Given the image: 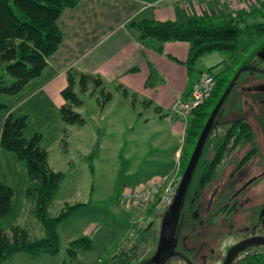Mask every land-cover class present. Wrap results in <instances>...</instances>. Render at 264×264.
<instances>
[{
  "label": "trees",
  "instance_id": "1",
  "mask_svg": "<svg viewBox=\"0 0 264 264\" xmlns=\"http://www.w3.org/2000/svg\"><path fill=\"white\" fill-rule=\"evenodd\" d=\"M83 1L86 0H0V97L18 95L31 81L43 74L49 66L50 58L60 50L64 41L59 19L66 9H76ZM262 13L264 6L261 11L253 12V15ZM251 15L252 13H242L238 18L242 20ZM239 19L228 15L219 18L193 17L184 22L142 19L132 23L142 42L155 39L162 44L185 42L191 45L189 59L185 63L190 76L186 97L202 73L198 70L202 58L215 53L228 57L225 62L207 70L216 76L217 88L210 101L195 110L187 124V147L182 152L185 171L213 110L236 76L245 69L264 71V60L261 59L264 56V44L255 49L247 59L241 58L246 46V36L251 33L263 35L264 23L241 28ZM223 66H226L224 71L215 73ZM67 76L68 87L62 92L65 101L61 108L62 119L68 126H83L86 120L77 111L84 106L81 95L88 94L90 90L94 94L95 90H99L103 98L101 108L108 105L112 95L106 90L105 81L100 75L71 69ZM4 108L0 103V112ZM28 126V116L10 115L4 123L0 145L3 150L14 153L26 164L30 180L26 192V213L29 219L33 217L41 225L44 236L33 238L28 228L21 225L13 226L9 232L0 228V264H5L20 254L34 259L44 254L57 256L63 248L60 227L90 206L86 203H66L57 216L51 214L66 175L51 167L50 153L41 147V134H36L31 139L25 137ZM253 138V128L245 120L230 124H219L216 120L196 167L189 193L203 190L211 184L224 160L240 145L251 142ZM63 142L66 143V140ZM14 197V189L0 182V225L12 215ZM150 226L146 231L138 232L132 249H124L117 254L115 259H119V262L115 264H133L134 252L142 247L139 240H146ZM94 247L92 239L82 237L70 243L68 252L75 258L77 250L91 251Z\"/></svg>",
  "mask_w": 264,
  "mask_h": 264
},
{
  "label": "rangeland",
  "instance_id": "2",
  "mask_svg": "<svg viewBox=\"0 0 264 264\" xmlns=\"http://www.w3.org/2000/svg\"><path fill=\"white\" fill-rule=\"evenodd\" d=\"M238 17L235 19H239ZM261 23H264V13L253 15L252 12L251 17L238 20L241 28ZM245 42L241 57L243 60L264 44V34L256 36L251 33L246 36ZM261 59L264 60V56H261ZM262 65L264 67V64ZM225 67H221L219 73L224 71ZM92 91L81 95L84 106L77 109L86 120L83 126L66 125L63 123L61 112L52 106L49 107V118L46 120L35 107L31 120L32 130L38 128L43 132L41 134L45 138L43 146L51 153L52 168L66 175L63 191L55 200L51 214L57 216L66 203H86L90 206L60 227L63 244L60 254L57 256L44 254L35 259L20 254L5 264H114L117 254L124 249L129 250L133 242L132 236L138 226L153 218L157 201L144 209L123 202L121 196L126 189H136L147 183L148 181L142 183L136 181L140 176L153 172L154 164L163 157L162 154L172 152L171 148L175 146L177 140H171L168 129L158 122L145 123L139 120L138 112H131L128 106L120 105L118 98H115L113 107L102 119L103 98L99 90H95L94 94H91ZM32 106L34 103H31L28 109ZM54 117H59L63 124L60 130L62 135L67 134L66 138L65 135L62 136L61 144L53 140L54 132L51 130L53 128L49 127L50 123L54 124L52 123ZM237 120H245L252 126L254 138L224 160L216 180L207 190L211 191L218 186L223 191L230 190L232 186H243L250 179L258 177L260 178L258 186L252 189L255 201V197L262 192L256 190L258 188L264 190V71L243 70L217 118L219 124H230ZM63 140H66V143ZM182 147L183 149L187 147L185 138L182 140ZM249 153L253 154L251 159L237 171L239 161ZM9 154L25 168V163H21L14 153ZM2 169L0 166V172ZM184 171L181 157L176 164L175 174L183 177ZM235 171L237 174L232 178ZM253 206L255 207V202ZM244 217L238 216L235 225L237 229L247 223L248 220ZM163 219L164 217L158 216L151 220V229L146 240H139L141 249L144 248L148 252L147 257L156 250L163 230ZM31 221L33 222L23 227L28 228L33 238L43 237L41 225L33 217ZM229 232L230 228L226 225L224 235ZM82 237L92 239L95 247L91 251L79 249L77 257L73 258L68 252L70 243ZM212 253L206 256L208 260L216 259V254L214 253V256Z\"/></svg>",
  "mask_w": 264,
  "mask_h": 264
},
{
  "label": "crops",
  "instance_id": "3",
  "mask_svg": "<svg viewBox=\"0 0 264 264\" xmlns=\"http://www.w3.org/2000/svg\"><path fill=\"white\" fill-rule=\"evenodd\" d=\"M244 1L247 0L235 2L242 4ZM218 4V0H86L76 9H66L58 22L64 41L60 50L50 58L49 66L18 95L0 97V103L5 106L0 112V140L4 123L10 115L28 116L29 126L24 133L27 139L43 134L41 129L32 130V112L36 107L45 120L49 118L50 106L61 112L65 103L62 92L68 87L67 74L75 69L104 79L112 100L101 109L102 119L118 98L120 105L128 106L131 112H138L139 120L158 122L168 129L171 140H177L172 152L162 154L163 157L157 160L153 172L140 176L136 182L174 174L182 157V140L187 125L172 117V108L189 91L190 76L185 63L189 59L191 45L185 42L162 44L155 39L142 42L132 23L142 19L184 22L193 17L219 18L227 15L219 12ZM226 60L227 57L219 53L205 56L200 60L198 70L207 71ZM31 103L34 106L28 109ZM53 119L54 124L49 125L53 128V140L61 144L65 135L60 132L63 124L59 117ZM44 139L42 136L41 147L49 152L43 146ZM9 153L0 145V166L3 167L0 182L15 191L13 213L0 225L6 232L13 226H26L33 222L28 218L25 207L30 184L27 167L19 165Z\"/></svg>",
  "mask_w": 264,
  "mask_h": 264
},
{
  "label": "flooded vegetation",
  "instance_id": "4",
  "mask_svg": "<svg viewBox=\"0 0 264 264\" xmlns=\"http://www.w3.org/2000/svg\"><path fill=\"white\" fill-rule=\"evenodd\" d=\"M252 155L249 153L239 161L237 171L249 162ZM237 171L232 174V178ZM259 179L252 178L243 186H232L230 190L224 191L219 186L208 191L210 184L200 191L189 193L188 189L174 225L171 248L165 251L159 260L154 261L159 250L160 236L156 250L151 256L147 257L148 252L140 247L134 252L133 264H225L232 249L252 239H264V190H256L262 192L255 197V201L252 190L258 186ZM239 215H244L248 221L242 228L237 229L235 225ZM226 225L229 226L230 232L224 235ZM138 234L137 232L134 235L129 250ZM211 252L217 256L215 260L207 259L206 256ZM116 262H119V259L115 260L114 264ZM232 264H264V245L245 247L235 256Z\"/></svg>",
  "mask_w": 264,
  "mask_h": 264
},
{
  "label": "built area",
  "instance_id": "5",
  "mask_svg": "<svg viewBox=\"0 0 264 264\" xmlns=\"http://www.w3.org/2000/svg\"><path fill=\"white\" fill-rule=\"evenodd\" d=\"M218 1L219 12L226 13L234 18H237L241 12L250 14L254 11L261 10L264 6V0H247L242 2V4H237V2H235L236 0ZM217 83L214 74L208 71L202 72L189 96L180 98L176 101L172 108V117L184 121L187 125L194 111L210 101L217 88ZM181 181L182 177L174 173L152 179L136 189H126L124 191L121 196L122 201L133 207L146 209L157 201L154 216H152L153 218L140 224L132 237H134L137 232L146 230L151 224V220L153 221L158 216L163 217L166 214L174 203Z\"/></svg>",
  "mask_w": 264,
  "mask_h": 264
},
{
  "label": "water",
  "instance_id": "6",
  "mask_svg": "<svg viewBox=\"0 0 264 264\" xmlns=\"http://www.w3.org/2000/svg\"><path fill=\"white\" fill-rule=\"evenodd\" d=\"M242 72V71H241ZM241 72L236 76L233 83L229 86L227 91L222 96L221 100L213 110L210 119L208 120L207 124L205 125V128L200 136V139L196 145V148L193 152V155L191 157V160L188 164V167L182 177L181 184L178 188L176 197L174 199V203L170 207V209L166 212V214L163 216V230L161 233L160 238V245L159 250L154 258V261L159 260L165 251L171 248L173 243V237H174V225L176 223L177 217L179 216V213L182 209L186 194L188 192L189 186L191 184L192 178L194 176L196 167L198 165L199 159L201 157L202 151L204 149V146L207 142V139L215 125V122L218 118V115L220 111L222 110L224 104L226 103L227 99L231 95L232 89L236 81L238 80ZM255 245H264V239L258 238V239H252L249 242H246L242 246L236 247L230 251L228 254V257L225 261V264H232V261L234 260L235 256L243 250L245 247L248 246H255ZM152 264V263H151Z\"/></svg>",
  "mask_w": 264,
  "mask_h": 264
}]
</instances>
